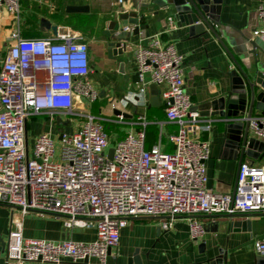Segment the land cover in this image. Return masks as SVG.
<instances>
[{
  "label": "built area",
  "instance_id": "obj_1",
  "mask_svg": "<svg viewBox=\"0 0 264 264\" xmlns=\"http://www.w3.org/2000/svg\"><path fill=\"white\" fill-rule=\"evenodd\" d=\"M4 11L20 25L21 0H0V13ZM258 15L264 23V6ZM167 29H178L173 18L168 19ZM254 36L264 38V29ZM136 63L140 99L136 103L146 105L142 99L151 85L160 90L166 118L178 127L169 136L173 153L163 152L161 144L146 149L144 115L137 121L141 130L112 148V159L105 120L92 114L84 115L72 134H61L59 153L49 133L38 136L29 148L31 117L60 110L73 113L77 101L93 103L98 93L88 81L90 46L80 33L67 30L24 38L19 29L12 35L0 69V204L18 208L23 215L34 211L56 216L64 228L92 229L96 238L91 242L27 239L22 223L15 222L6 264H108L121 231L131 220L143 217L163 219L164 231L173 229L178 217L188 218L191 238L199 240L206 229L193 219L197 215L264 214V156L258 163L242 164L232 194L208 189L210 143L199 135L213 127L186 90L184 57L174 45H164L160 35L150 37L147 45L137 47ZM132 103L124 99L119 106L127 109ZM111 107L115 120L125 123L118 104L112 101ZM250 131L264 142V114L250 119ZM253 249L256 256L264 257V238L256 240Z\"/></svg>",
  "mask_w": 264,
  "mask_h": 264
},
{
  "label": "crops",
  "instance_id": "obj_2",
  "mask_svg": "<svg viewBox=\"0 0 264 264\" xmlns=\"http://www.w3.org/2000/svg\"><path fill=\"white\" fill-rule=\"evenodd\" d=\"M137 4V0H124L122 3L119 0H21L20 25L13 15L5 11L0 13V69L8 55L12 35L19 29L24 38L55 35L52 30L47 29V24L43 23L45 20L52 26H57L58 31L72 30L80 33L90 46L91 73L88 81L98 93V99L87 104L77 101L73 113L60 110L55 115L45 113L31 117L27 124L29 148L33 147L35 139L41 134L49 133L57 142L62 133L76 131L82 124L83 116L87 114L102 118L105 123L110 124V127L105 128L109 129L107 133L110 136V148H113L129 133L141 130L142 126L137 121L139 116L144 115L148 123L146 149L150 150L161 144L163 152L173 153L175 145L170 142L169 136L177 133L178 127L166 118L160 90L156 88L159 91L157 100L153 95L155 89L151 85L148 94L142 99L146 105L136 103L140 100L137 96V47L147 45L149 38L155 35H160L164 45L173 44L184 57L185 80L190 74L198 73L194 76L192 86L186 83V90L195 107L201 108L228 91V73L236 68L228 52L210 32L191 36L189 27L177 21L173 6L163 9L152 4L141 9L139 23L143 30L139 35L130 34L126 53L109 58L105 32L111 23L120 22L118 18L121 13L137 12ZM262 6L264 0H224L220 14L222 27L217 29L224 34L222 37L228 50L239 61L244 56L241 54L242 49H252L248 43L250 40L264 46V38L254 36L255 31L264 29V23L258 15ZM72 8L82 10L71 11ZM169 18H173L178 27L173 32L167 29ZM30 28H37L39 35H31ZM148 32L149 37L146 35ZM226 35L232 44L224 38ZM256 58L264 63V54L260 51L257 57L250 55V62L254 63ZM124 99L133 102L127 109L119 106V102ZM112 101L126 115L125 123L115 120ZM260 114L256 111L253 116ZM202 117L213 127L211 132L199 135L201 140L210 143L207 187L216 193L232 194L237 182L240 154L235 150L224 149V123L220 118ZM259 155L256 163L261 161L264 153ZM246 161L252 160L245 156L244 162ZM254 214L257 216L251 218V232L244 231L243 228H232L231 223L241 219L197 215L193 219L206 229L204 237L199 240L191 238L190 221L185 217H178L175 227L170 231L162 229L163 219H133L121 231L119 246L109 254L108 264H134L135 260L142 264H194L218 257L220 252L224 254L225 264H257L253 245L256 240L264 238V214ZM15 222L22 223V233L27 239L91 242L96 238V232L92 229L77 228L71 231L64 228L62 220L56 216L39 215L34 211L23 215L18 208L0 204V240L8 243L9 233L14 229ZM6 247L0 250V264L6 258ZM63 264L75 263L65 261Z\"/></svg>",
  "mask_w": 264,
  "mask_h": 264
},
{
  "label": "water",
  "instance_id": "obj_3",
  "mask_svg": "<svg viewBox=\"0 0 264 264\" xmlns=\"http://www.w3.org/2000/svg\"><path fill=\"white\" fill-rule=\"evenodd\" d=\"M137 9L135 13H121L119 15L120 22L111 23L108 31L105 32L109 58L117 55H123L127 51V43L131 37L130 34L139 35L143 27L140 25L139 11L150 5H158L163 9H168L173 6L177 21L182 25H186L190 29L191 36H201L210 32L221 45L226 49L235 69L228 74L230 77V85L227 92L223 93L219 98L202 105L195 107L199 110L201 116L218 117L224 123L225 145L224 149H231L239 152V170L244 163L245 156L251 158V163H254L260 153H264V142H261L251 135L250 119L256 111L264 114V63L260 59H254V63L250 62V55L258 56V51L264 54V46L256 41H249L252 46L251 50H241V61L236 59L228 50L226 41L223 40V33L217 29L222 27L220 14L224 0H137ZM82 9L72 8L71 11H79ZM47 24V29L52 30L56 35L58 27L52 26L50 22L43 21ZM131 25V26H130ZM130 27L131 32H126L125 29ZM147 37L150 33H146ZM145 35V36H146ZM231 43L229 36H224ZM198 73L190 74L186 79L188 86H192L194 76ZM155 91L153 95L158 100L159 91L153 86ZM201 110H205L202 113ZM116 115L121 114L120 111H115ZM126 117V115H125ZM72 134V132L70 133ZM113 149L109 151V157L112 159ZM238 170V173H239ZM237 186V182L235 188ZM263 214H259L261 216ZM257 216L254 213L249 214H233V215H214L213 217H223L227 219H241L231 223L232 228H243L244 231H252L251 218ZM141 219V218H138ZM243 219V220H242ZM7 246V243L0 240V250L2 251ZM111 253V251H110ZM223 255V256H222ZM6 259L3 264H6ZM257 264H264V257L257 256ZM129 264H132L129 262ZM134 264H142L135 260ZM194 264H225L224 254L220 252L218 257L208 258L205 261Z\"/></svg>",
  "mask_w": 264,
  "mask_h": 264
},
{
  "label": "rangeland",
  "instance_id": "obj_4",
  "mask_svg": "<svg viewBox=\"0 0 264 264\" xmlns=\"http://www.w3.org/2000/svg\"><path fill=\"white\" fill-rule=\"evenodd\" d=\"M82 123H83V118H82ZM105 126H107V127H110V124L109 123H105ZM109 132V131H108ZM56 146H57V150H58V153L60 152V140H57V142H56ZM112 148H109L108 150H107V153L109 152V150H111ZM156 221H159L160 222V220H156Z\"/></svg>",
  "mask_w": 264,
  "mask_h": 264
},
{
  "label": "trees",
  "instance_id": "obj_5",
  "mask_svg": "<svg viewBox=\"0 0 264 264\" xmlns=\"http://www.w3.org/2000/svg\"><path fill=\"white\" fill-rule=\"evenodd\" d=\"M29 32H31L32 34L31 35H35V36H38V31H37V28H30L29 29ZM109 130V129H108ZM107 128H106V131H108Z\"/></svg>",
  "mask_w": 264,
  "mask_h": 264
}]
</instances>
